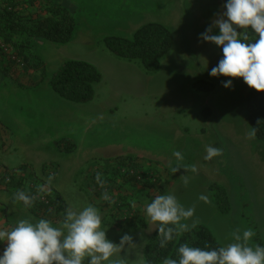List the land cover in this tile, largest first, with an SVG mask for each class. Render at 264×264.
Listing matches in <instances>:
<instances>
[{"label":"rangeland","instance_id":"obj_1","mask_svg":"<svg viewBox=\"0 0 264 264\" xmlns=\"http://www.w3.org/2000/svg\"><path fill=\"white\" fill-rule=\"evenodd\" d=\"M37 1L65 6L76 26L66 43L35 41L33 52L41 61L36 70L23 62L13 64L9 50L0 45V124L13 140L7 162L57 164L55 180L67 195V208L79 211L92 204L110 241L119 243L124 234L132 237L134 245L110 258H123L126 264H146L141 253L157 225L148 220L145 208L156 195L172 194L186 209L194 207L193 217L182 222L205 225L222 246L234 242L231 233L239 230L242 236L247 229L255 233L250 246L257 237L264 242V142L248 137L245 119L244 102L252 88L242 78L209 76L222 53L214 43L199 39L225 10L224 0ZM149 22L164 25L173 35L156 72H146L137 60L116 57L104 43L108 36L129 38ZM211 34L218 35L219 28L213 27ZM70 59L87 61L102 74L91 101L74 103L53 90L56 97L48 93L49 79ZM20 78L44 83L21 86ZM229 79L232 87H223ZM196 80L213 82L215 89L198 91ZM205 108L209 115H203ZM209 145L222 149V155L205 160ZM174 151L182 153V166L194 165L197 171L181 167L173 173ZM126 155L140 156L165 171L161 190L148 195L137 191L139 182L121 180L128 178L117 169L130 164ZM93 165H101L102 176L107 167L116 171L100 198L95 184L85 180ZM182 177H188L187 185ZM214 185L225 190L226 212L215 202ZM105 190L114 203L103 200ZM201 194L210 202L199 200Z\"/></svg>","mask_w":264,"mask_h":264},{"label":"clouds","instance_id":"obj_2","mask_svg":"<svg viewBox=\"0 0 264 264\" xmlns=\"http://www.w3.org/2000/svg\"><path fill=\"white\" fill-rule=\"evenodd\" d=\"M224 11L199 34V39L212 42L222 48V58L217 66L212 67L209 76H225L242 78L243 82L257 92H264V0H225ZM213 27L219 28V34H211ZM248 29H251L257 39L249 42ZM223 87L231 88L232 79L223 82ZM256 129L248 132L249 138H254ZM222 155V149L206 146L205 160ZM177 166L172 168L175 173L183 167L185 170L196 172L194 165H181L183 155L174 151ZM55 174L47 177L46 184L37 185V195L26 194L18 190L13 196V202H22L30 208L38 199L40 193L50 192ZM95 179L101 188L106 181L101 173L95 174ZM183 183L188 184V177H182ZM103 200L114 203L105 190ZM204 203H209L208 196L198 197ZM51 211V210H50ZM194 207L185 208L175 195H156L145 208L148 220L157 225L160 237L159 246L165 247L175 236H180L195 228L198 221L191 225L183 223L193 217ZM255 235L251 229L231 233L234 242L226 246L209 249L190 246L182 243L177 248L179 259L165 257L163 264H264V246L249 245V240ZM0 241H6L0 264H126L125 259H110L121 253L127 245H134L132 237L124 234L119 243L110 241L102 228L100 211L92 204L81 210L71 206L65 209L62 222L53 226L52 221L39 218L19 219L10 229H0Z\"/></svg>","mask_w":264,"mask_h":264},{"label":"trees","instance_id":"obj_3","mask_svg":"<svg viewBox=\"0 0 264 264\" xmlns=\"http://www.w3.org/2000/svg\"><path fill=\"white\" fill-rule=\"evenodd\" d=\"M75 26L76 23L72 13L63 5L54 4L50 1L0 0V45L9 50L10 56H12L11 59L14 61L13 64L18 63L20 65L23 62L31 70L38 69L41 61L33 52L35 41L45 40L54 43H66L72 38ZM248 32H252L251 34L248 33L249 42H254L258 37L251 29H248ZM104 43L116 57L127 62L137 60L146 72H156L160 67L161 59L173 44V35L164 25L149 22L134 30L129 38L108 36L104 39ZM219 50L222 53L221 47H219ZM101 80L102 74L93 64L83 60L70 59L62 63L58 70L53 73L48 85L63 99L74 103H85L92 100L94 86ZM193 86L196 90L203 92H212L215 89L213 82L204 80H196ZM244 105L247 124L250 129H256L255 138L264 142V92L250 89L246 94ZM210 112L209 108H205L203 115H209ZM129 165L135 167L132 162ZM45 167L42 166L41 169L44 171ZM23 168L25 167L22 166L21 169ZM14 171V169L0 171V188L9 189L14 179ZM111 172L110 169H107L104 176L101 175V178L106 181L104 188L100 187L93 174L91 181L95 184L94 188L97 196H101V191L109 186L110 181L115 178L116 171L114 174ZM4 176H8L9 179L5 181ZM129 176L126 180L124 178L121 180L129 182L130 185L139 182L142 192L143 190L145 192L144 194L149 195L150 190L153 189L160 190L158 174L155 182L137 180L136 176L131 174ZM214 186L215 202L222 212H226L228 202L225 190L218 185ZM34 187L36 186L34 185L33 189H35ZM42 194L47 198V203L41 201L39 197V200H37L40 207L47 211L46 213H50L52 209H59L53 201L54 197L49 192ZM32 210L35 211L33 207ZM45 211L43 215H45ZM159 241L160 237L157 230L154 229L144 244L141 253L146 264H163L165 257L178 260L177 248L182 243L201 248L208 245L209 249L222 246L210 229L201 224H197L195 228H191L180 236L174 235L173 240L169 241L163 248L159 246ZM256 241L257 244L264 246V242L258 237Z\"/></svg>","mask_w":264,"mask_h":264},{"label":"crops","instance_id":"obj_4","mask_svg":"<svg viewBox=\"0 0 264 264\" xmlns=\"http://www.w3.org/2000/svg\"><path fill=\"white\" fill-rule=\"evenodd\" d=\"M50 42V41H49ZM33 76V74H30ZM14 81V80H13ZM15 82V81H14ZM43 81L38 80L34 81V78H31L29 80H24V78H20L19 83L21 86H33L36 88L37 86H40L39 83ZM44 83V82H43ZM42 83V85H43ZM46 90L52 95V97H56V94L52 91L50 86H47ZM13 143V140H11L8 136V133L4 131V127L0 124V171H3L4 169H14V179L12 180V184L9 187V189H2L0 188V229H10L15 225V223L22 218H33V222L38 220L39 218H45L50 221H52L53 226H59V224L63 220V216L65 213V209L67 208L66 206V193L62 189V187L58 184H56V180L58 177V171H59V166L54 163H49L47 164L46 160H41L39 162H34L32 161H22L18 165H14L11 163H8L7 161L9 160L7 157V150L9 148V145ZM128 156V155H126ZM116 158H122L121 156H115ZM128 160H131V162L139 169L146 170V169H154L157 174L159 175L160 183H159V188L161 190V187L163 185L162 178L167 175L165 171H160L156 165V163H147V161L143 160L142 157L136 156L135 158H129ZM109 162V161H105ZM25 167L21 169V167ZM42 166H46L45 170L43 171L41 168ZM101 165H93L91 167V172H99ZM20 167V168H19ZM105 168V167H104ZM18 169V170H17ZM107 169H110L107 167ZM94 171V172H93ZM49 172H52V174H55L54 179L48 187H50L51 191L49 192L50 195L53 197V201L55 202L56 205H58L59 209H52L50 213H46L45 209L40 207V203L38 200L34 201L33 205L30 208H27L23 205L22 202H13V196L18 190H23L26 192V194L33 195L35 196V193L37 192V185H44L46 184L47 177L50 175ZM91 172L88 174L87 178L85 180L89 184H93L91 182ZM105 173V172H104ZM35 189H33V186ZM93 188V186H92ZM137 191L141 192L142 189L141 187H137ZM96 197L100 198V196ZM36 202V203H35ZM32 207L35 211L32 210ZM45 211V215H43ZM34 212V213H33ZM37 212V213H36ZM6 246V241H0V255L3 254V250Z\"/></svg>","mask_w":264,"mask_h":264},{"label":"built area","instance_id":"obj_5","mask_svg":"<svg viewBox=\"0 0 264 264\" xmlns=\"http://www.w3.org/2000/svg\"><path fill=\"white\" fill-rule=\"evenodd\" d=\"M119 171H122L123 174H126V177H130L129 175H135L137 180H151L152 182L157 181L156 178L158 177L157 174L152 169L142 170L134 167L133 165H128L124 167L117 168ZM52 174V172H49ZM9 179L8 176H4V180L7 181ZM1 180V179H0ZM39 199L45 203H47V198L42 193L39 194ZM124 218L127 219V216L124 215Z\"/></svg>","mask_w":264,"mask_h":264}]
</instances>
